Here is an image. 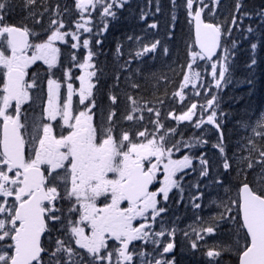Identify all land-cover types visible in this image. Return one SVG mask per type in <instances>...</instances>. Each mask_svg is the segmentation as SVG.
<instances>
[{"label":"snow or ice","instance_id":"6c2138e0","mask_svg":"<svg viewBox=\"0 0 264 264\" xmlns=\"http://www.w3.org/2000/svg\"><path fill=\"white\" fill-rule=\"evenodd\" d=\"M148 3L141 20L161 12L159 0L155 12ZM129 4L73 0L70 9L59 0H23L26 15L11 25L13 0H0V264H177L178 228L165 217L170 193L176 190L182 202L185 178L193 173L216 195L205 205L215 211L206 217L196 211L194 223L179 229L189 251L204 264H230L226 257L264 264V113L238 122L244 135L229 153L221 107L239 34L251 50L245 67L252 72L259 65L264 6L248 11L245 0H235L225 13L221 0H169L167 39H174L181 10L194 29L187 59L169 66L178 80L168 83L176 87L144 101L133 79L137 68L124 76L126 88L113 92L133 58L152 54L154 60L158 49L169 55L159 39L144 44L136 37L138 50L119 65L107 103H98L104 69L94 62V49ZM147 27L158 30L159 23ZM58 45L67 46L68 62L84 70L75 78L78 87L51 78L60 69L73 79ZM38 61L47 66L44 97V80L35 69L29 75ZM34 93L39 113L32 111ZM188 128L193 134L185 139ZM192 188L189 202L201 210L205 191L199 181Z\"/></svg>","mask_w":264,"mask_h":264},{"label":"trees","instance_id":"16d2710c","mask_svg":"<svg viewBox=\"0 0 264 264\" xmlns=\"http://www.w3.org/2000/svg\"><path fill=\"white\" fill-rule=\"evenodd\" d=\"M56 2V0H53ZM59 3L63 7L67 5L72 8L73 0H59ZM161 6V12L155 16L149 15L147 20H141L140 16L142 12L149 11L148 0H130V4L125 7L119 14V18L115 21H111L108 31L104 33L100 39L103 43L98 49H94L99 52V55L94 59L98 68L104 69V77L101 79L99 88L100 93L97 96L98 103L103 100L107 103V92L113 83V77L118 70L119 65L129 59L128 53L138 50L140 44L137 43L136 37H140V43L147 44L151 41L159 39L162 45H166L169 48V55L163 56L159 49L155 54V59L151 58L152 54L145 56L142 60L133 58L131 68L121 74V81L119 88L113 89V92L119 94L120 89H125L124 76L134 72L135 69H140V75H133V79L140 85V95L143 96L144 101H155L157 96L163 97L165 91L169 94L176 87L175 83L169 84V80H178V76L174 75L170 71L169 66L175 67L174 61L183 63L187 56L186 51H190L193 45L192 28L187 23L184 12H179V18L176 23L175 36L173 40L167 39L168 25L170 21V4L169 0H159ZM13 10L7 23L11 25L19 24L26 12L23 10V0H13ZM248 11H255L260 6H264V0H245ZM234 6V2L229 5L230 11ZM156 0H152L151 11L155 12ZM67 19V17H66ZM158 21V30H152L148 28V24L153 21ZM31 27V21H25ZM245 23H250L245 21ZM39 28V26H37ZM261 31H264L262 27ZM133 37L129 40L128 37ZM240 40L239 48L235 56V65L233 71V77L237 79L240 84L236 88L225 89V104L223 105V111L227 114L225 121L226 128V142L229 148L232 146L234 127L237 126L239 121H246L257 118L264 111V49L259 53V65L254 71L250 72L245 67L248 61L250 48L249 41L244 39L243 34L238 36ZM120 48L122 55L117 53V48ZM254 54V53H253ZM180 69L176 68V73H179ZM155 74L154 76L152 74ZM99 75V73H98ZM246 79H251V84H245ZM131 91V89H127ZM136 95L135 92L132 93ZM155 94V95H154ZM233 100V102H229ZM228 102V103H227ZM163 115V113H162ZM184 125L181 124L180 127ZM239 128V127H238ZM189 130L191 128H188ZM187 129V130H188ZM240 130V128H239ZM241 131V130H240ZM242 132V131H241ZM229 134V135H228ZM244 134V133H243ZM232 137V138H231ZM215 149H209L208 155L212 163H218V156L214 155ZM200 182L201 190L205 191V194L209 197H214L216 193L214 191H208L203 188L206 180L200 181L197 174L193 173L186 177L185 191L183 193V201L177 203L173 208L171 217H174L172 222H175V226L186 228L188 222L194 223L196 220V211H199L202 217H206L209 213L215 211L214 208L203 207L204 203H208V200L202 202L201 210H194L189 202L190 196L196 195V190L192 188V185ZM179 217V220L176 218ZM178 247L175 253L177 264H204L203 258L196 254V250L189 251V245L184 240L177 241ZM183 259V262L181 260ZM230 261V264H235L234 257H226Z\"/></svg>","mask_w":264,"mask_h":264},{"label":"rangeland","instance_id":"374dc122","mask_svg":"<svg viewBox=\"0 0 264 264\" xmlns=\"http://www.w3.org/2000/svg\"><path fill=\"white\" fill-rule=\"evenodd\" d=\"M235 3V0H221V8H222V10L225 12V13H227V10L229 9V5L230 4H232V3ZM220 11H221V9H218L217 10V13H218V15H219V13H220ZM59 47H61V53L62 52H65V50H66V52H68L69 53V49L67 48V46H64V45H58ZM84 52V50L83 49H81L80 50V53H83ZM78 58H79V54H78ZM38 65H43L45 68H47V66L46 65H44L42 62H37V64H36V67L38 66ZM32 67H34V65L32 66ZM36 69H38V70H40L41 71V66L39 67V68H36ZM35 69V70H36ZM65 69H70L71 70V75H72V77H73V79L71 80V81H67L66 79H65V76H66V72L65 71H63L61 74H60V77H59V80L58 81H61L62 83H67V82H71V83H73V86L74 87H78L79 86V81L78 80H76L75 78L77 77V76H79V75H81V74H83V69H80V68H78V67H75L74 65H72L71 66V68H65ZM73 71V72H72ZM51 78H53V79H55V77H51ZM209 78H210V75H209ZM213 84H214V81H213ZM240 84V82L237 80V79H235L233 76H232V83L231 84H229L228 86H226L224 89H223V93H222V95H223V100H222V104H221V107L223 108V105L225 104V89L226 88H236V87H238V85ZM45 86H46V81H45ZM46 90H47V87H46ZM65 91V89H61V92L63 93ZM75 97H74V102H75ZM229 102H233V100H231V101H229ZM45 103H46V101H45ZM228 103V102H227ZM264 113V112H263ZM226 114H228V113H226ZM169 120H170V122H171V117L169 118ZM235 133V134H234ZM193 134V129H190V130H187V131H185V133H184V137H185V139H187V138H189L191 135ZM229 134H233V140H232V146L233 147H231V148H229L228 149V151H229V153H231L232 151H233V149L235 148V141H236V138L238 139L239 137H241L242 135H244L243 134V132H241L240 130H239V128H238V126H235L234 127V130H233V132H231V133H229ZM228 134V135H229ZM225 137H226V134H225ZM235 137V138H234ZM232 138V137H231ZM173 194H174V190H173V192L172 193H170V199H171V197L173 196ZM179 198L180 197H178L177 198V200H179ZM169 204H170V200H169V202H168V206H169ZM166 219V221L169 223V224H172L173 222H171V220L173 221L174 220V217H172V218H170V220H168L167 218H165ZM177 228H178V226H177ZM180 232H179V228H178V232H177V236H176V241H178V239L181 241V240H183L182 239V236L179 234ZM177 251V250H176ZM176 253V252H175ZM181 262H183V259L181 260Z\"/></svg>","mask_w":264,"mask_h":264},{"label":"water","instance_id":"95a60500","mask_svg":"<svg viewBox=\"0 0 264 264\" xmlns=\"http://www.w3.org/2000/svg\"><path fill=\"white\" fill-rule=\"evenodd\" d=\"M193 38H194V29H193Z\"/></svg>","mask_w":264,"mask_h":264},{"label":"bare ground","instance_id":"6f19581e","mask_svg":"<svg viewBox=\"0 0 264 264\" xmlns=\"http://www.w3.org/2000/svg\"><path fill=\"white\" fill-rule=\"evenodd\" d=\"M246 84V83H245ZM248 84V83H247ZM235 134V133H234ZM235 138V137H234ZM237 139V138H236Z\"/></svg>","mask_w":264,"mask_h":264}]
</instances>
